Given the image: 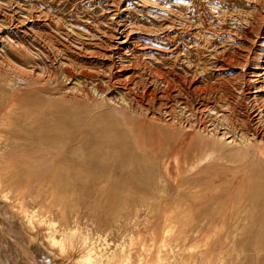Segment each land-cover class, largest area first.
Masks as SVG:
<instances>
[{
	"label": "rangeland",
	"instance_id": "374dc122",
	"mask_svg": "<svg viewBox=\"0 0 264 264\" xmlns=\"http://www.w3.org/2000/svg\"><path fill=\"white\" fill-rule=\"evenodd\" d=\"M262 135L264 0H0V264H264Z\"/></svg>",
	"mask_w": 264,
	"mask_h": 264
},
{
	"label": "bare ground",
	"instance_id": "6f19581e",
	"mask_svg": "<svg viewBox=\"0 0 264 264\" xmlns=\"http://www.w3.org/2000/svg\"><path fill=\"white\" fill-rule=\"evenodd\" d=\"M7 21H8V20H7ZM6 61H7V60H6ZM8 62H9V61H8ZM10 63H11V62H10ZM10 68H11V67H10ZM120 69H121V68H120ZM16 71H17V70H16ZM118 76H119V75H118ZM15 77H16V76H15ZM161 78H162V77H161ZM165 79H166V78H165ZM120 80H121V79H120ZM180 80H181V79H180ZM16 81H17V80H16ZM22 81H23V80H22ZM22 81H20V83H22ZM163 81H164V79H163ZM167 81H168V83H169V80H168V79H167ZM181 81H182V80H181ZM183 81H184V79H183ZM183 81H182V82H183ZM170 82H171V81H170ZM172 82H173V81H172ZM172 82H171V83H172ZM185 82H187V81L185 80ZM191 82L193 83V81H191ZM255 82H256V81H255ZM17 83H19V82H17ZM17 83H16V86H17ZM168 83H166V84H168ZM183 83H184V82H183ZM192 83H185V84H184V87H183V89H182V92H183V94H185V96H186V95L188 96V99H190V102H191L193 105H194V104H199L200 99L202 98L203 95H205V96L208 97V93H209V91H210L211 88H210L209 90H208L207 88H206V90L203 88V90H205V91H203V90L198 91V88H197V89L195 88L196 85L194 86V84H192ZM126 84H127V83H126ZM19 85H21V84H19ZM19 85H18V86H19ZM171 85H173V83L170 84V86H171ZM16 86H15V87H16ZM117 86H118V85H117ZM127 86H128V85H127ZM159 86H160V85H159ZM162 86H163V85H162ZM193 86H194V87H193ZM120 87H121V86H120ZM128 88H129V86H128ZM158 88H159V87H158ZM173 88H174V87H173ZM173 88H172V89H173ZM181 88H182V87H181ZM208 88H209V87H208ZM213 88H214V87H213ZM137 89H138V88H137ZM155 89H156V88H155ZM161 89H162V88H161ZM144 90H145V89H144ZM144 90H143V91H144ZM162 90H163V89H162ZM170 90H171V88H170ZM180 90H181V89H180ZM143 91H142V92H143ZM151 91H152V90H151ZM154 91H155V90H154ZM154 91H153V93H154ZM156 91H157V90H156ZM159 92H160V91H159ZM159 92H158V93H159ZM164 92H165V91H164ZM153 93H152V95H154ZM246 93H249V91L246 92ZM95 94H96V93H95ZM99 94H100V93H99ZM135 94H137V93H135ZM149 95L151 96V92H150ZM163 95H165V94H163ZM170 95H171V94H170ZM170 95H169V96H170ZM174 95H175V94H174ZM139 96H140V95H139ZM142 96H143V97H142L141 99H143V98L145 97V94H144V95L142 94ZM159 96H160V95H159ZM161 96H162V95H161ZM187 96H186V97H187ZM99 97H100V96H99ZM140 97H141V96H140ZM140 97H139V98H140ZM148 97H149V96H148ZM153 97H154V96H153ZM155 97H156V96H155ZM155 97H154V98H155ZM171 97H172V96H171ZM135 98H136V97H135ZM150 98H151V97H150ZM158 98H159V97H158ZM166 98H167V97H166ZM168 98H169V97H168ZM113 99H114V98H113ZM146 99H147V97H146ZM202 99H203V98H202ZM111 100H112V99H111ZM114 100H115V99H114ZM126 100H127V99H126ZM151 100H152V99H151ZM159 100H160V99H159ZM112 101H113V100H112ZM123 101L126 102L125 100H123ZM128 101H129V100H128ZM149 101H150V100H149ZM165 101H166V100H165ZM130 102H131V101H130ZM137 102H138V101H137ZM146 102H147V101H146ZM146 102H145V103H146ZM151 102H152V101H151ZM160 102H161V101H160ZM190 102H189V103H190ZM140 103H141V102H140ZM140 103H139L138 105H140ZM156 103H157V102H156ZM156 103H155V104H156ZM162 103H163V101H162ZM126 104H127V103H126ZM142 104H143V103H142ZM156 105H157V104H156ZM199 105L201 106V104H199ZM120 106H121V105H120ZM125 106H126V105H125ZM159 106H160V105H159ZM166 106H167V105H166ZM164 107H165V106H164ZM168 107H169V106H168ZM168 107H167V108H168ZM192 107H193V106H192ZM253 107H254V106H252V108H253ZM157 108H160V107H157ZM184 108H186V107H184ZM186 109H187V108H186ZM186 109H185V112H186ZM123 110H124V109H123ZM165 110H166V109H165ZM165 110H164V113H165ZM181 110H182V109H181ZM188 110H190V109H188ZM196 110H198V109H196ZM247 110H248V109H247ZM250 110H251V109H250ZM168 111H169V110H168ZM176 111H177V110H176ZM182 111H183V110H182ZM199 111H200V110H199ZM192 112H194V111H192ZM216 112H217V111H216ZM156 113H157V112H156ZM169 113H170V111H169ZM175 113H176V112H175ZM196 113H197V112H196ZM198 113H199V112H198ZM247 113H248V112H247ZM158 114H159V113H158ZM158 114H156V115H158ZM167 114H168V113H167ZM167 114H166V116H169V115H167ZM178 114H179V113H178ZM192 114L194 115V113H192ZM171 115H172V114H171ZM193 115H192V116H193ZM201 115H203V114H201ZM201 115H200V116H201ZM250 115H251V114H250ZM148 116H149V115H148ZM174 117H175V116H174ZM193 117H194V116H193ZM193 117H192V118H193ZM196 117L199 118V116H196ZM159 118H160V115L158 116V119H159ZM167 118H170V117H167ZM171 118H173V117H171ZM160 119H161V118H160ZM160 119H159V120H160ZM176 119H177V118H176ZM176 119H175V121H176ZM199 119H201V118H199ZM163 120H164V119H163ZM168 120H169V119H167V121H168ZM191 120H192V119H191ZM164 121H165V120H164ZM175 121H174V123H175ZM178 121H179V120H178ZM182 121H184V120H182ZM150 122H151V121H150ZM160 122H161V121H160ZM169 122H170V121H169ZM199 122H201V121H199ZM170 124H171V123H170ZM172 124H173V123H172ZM184 124H185V123H184ZM191 124H192V123H191ZM166 125H167V124H166ZM173 125H174V124H173ZM182 126H183V122H182ZM188 126H189V125H188ZM188 126H187V127H188ZM162 127H163V126H162ZM185 127H186V126H185ZM168 128H169V127H168ZM190 128H192V127H190ZM206 128H207V127H206ZM214 128H217V127H214ZM202 129H203V128H202ZM207 129H208V128H207ZM187 130H188V129H187ZM203 130H204V129H203ZM213 130H214V129H213ZM193 131H194V130H193ZM208 131H209V130H208ZM214 131H215V130H214ZM257 131H259V130H257ZM179 132H180V131H179ZM201 132H202V131H201ZM206 132H207V131H206ZM206 132H205V133H206ZM187 133H188V132H187ZM209 133H211V132H209ZM212 133H213V131H212ZM217 133H218V132H217ZM206 134H208V133H206ZM213 134H214V133H213ZM254 134H255V133H254ZM219 135H220V134H219ZM210 136H211V135H210ZM224 136H225V135H224ZM258 136H259V135H258ZM189 137H190V136H189ZM219 137H220V136H219ZM221 137H222V136H221ZM262 137H264V136L262 135ZM201 138H202V137H201ZM236 139H237V138H236ZM234 140H235V139H234ZM234 140H233V141H234ZM243 140H244V139H243ZM246 140H249V139L247 138V139H245V141H246ZM226 141H227V140H226ZM235 141H236V140H235ZM235 141H234V142H235ZM228 142H229V141H228ZM232 143H233V142H232ZM236 143H237V142H236ZM239 144H241V143H239ZM239 144L237 143V145H239ZM237 147H238V146H237ZM237 147H236V148H237ZM234 149H235V148H234ZM239 149H240V148H239ZM258 155H259V154H258ZM258 157H259V156H258ZM0 209H1V208H0ZM6 214H7V213H6ZM9 215H10V214H9ZM10 217H11V216H10ZM11 218H12V217H11ZM11 218H10V219H11ZM12 219H13V218H12ZM13 221H14V220H13ZM13 225L15 226V224L12 223V226H13ZM18 225H19V224H18ZM9 226H10V225H9ZM10 228H11V227H10ZM13 229H14V227L11 228L10 230H13ZM18 229H19V227H17L15 230L18 231ZM15 230H14V231H15ZM41 231H42V230H41ZM12 232H13V231H12ZM21 232H22V231H20V233H21ZM14 233H15V232H14ZM17 233H19V231H18ZM20 233L18 234L19 236L22 234V233H21V234H20ZM15 234H16V233H15ZM24 235H25V234H24ZM24 235H23V236H24ZM26 235H27V234H26ZM23 236H22V238H23ZM20 237H21V236H20ZM20 237H19V238H20ZM24 237H25V236H24ZM22 238H20V239H22ZM27 238H28V237H27ZM20 239H19V240H20ZM25 239H26V238H25ZM25 239H24V241H27V240H25ZM29 239H30V238H28V240H29ZM36 239H37V238H36ZM39 239H41V238H39ZM20 241H21V240H20ZM27 242H28V241H27ZM25 243H26V242H25ZM33 243H34V242H33ZM23 244H24V242H23ZM29 244H30V243H29ZM29 244H28V245H29ZM34 244H35L34 246H36V243H34ZM24 245H25V244H24ZM28 245H27V246H28ZM40 245H41V244H40ZM25 246H26V245H25ZM28 247H29V246H28ZM40 247L43 248V245H41ZM31 249H32V248H31ZM44 249L47 250L46 247H44ZM33 252H34V251H33ZM42 252H43V251H42ZM46 252H47V251H46ZM51 252H52V251H51ZM51 252H49V253H51ZM92 252H93V251H92ZM47 253H48V252H47ZM53 254H54V253H53ZM53 254H52V255H53ZM48 255H49V254H48ZM36 256H37V255H36ZM46 256H47V255H46ZM53 256H54V255H53ZM56 256H57V255H56ZM56 256H55V257H56ZM49 257H50V256H49ZM55 257H54V258H55ZM57 257H58V256H57ZM66 257H67V256H66ZM88 257H89V256H88ZM54 258H52V259H54ZM28 259H29V258H28ZM34 259H35V258H34ZM52 259H51V260H52ZM55 259H57V258H55ZM55 259H54V260H55ZM61 259H62V258H61ZM35 260H36V259H35ZM57 260H60V259H57ZM86 260L89 261V259H86ZM31 261H32V260H31ZM36 261H38V260H36ZM83 261H84V260H83ZM38 262H39V261H38ZM59 262H60V261H59ZM64 262L67 263V261H64ZM30 263H32V262H30ZM39 263L42 264V262H39ZM45 263H46V262H45ZM48 263H49V262H47V264H48ZM50 263H51V262H50ZM60 263H61V262H60ZM72 263H73V262H72ZM88 263H89V262H88ZM35 264H36V263H35ZM64 264H65V263H64Z\"/></svg>",
	"mask_w": 264,
	"mask_h": 264
}]
</instances>
